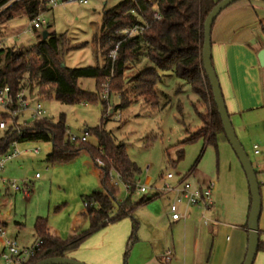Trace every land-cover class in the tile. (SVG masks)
<instances>
[{
    "label": "rangeland",
    "instance_id": "rangeland-1",
    "mask_svg": "<svg viewBox=\"0 0 264 264\" xmlns=\"http://www.w3.org/2000/svg\"><path fill=\"white\" fill-rule=\"evenodd\" d=\"M122 1L124 0H89L87 4L69 1L60 2L55 6L47 5L40 12L43 24L39 29L33 28L32 21L27 16L16 17L6 28L0 27V48L13 49L21 53L35 46L38 43V36L43 37L44 31H48L61 36L65 49L62 59L68 67L103 64L105 56L100 46L103 19L108 10ZM16 2L20 0H10L1 8L0 15ZM21 13L23 12L16 13L15 16ZM6 16V14L0 16V23ZM98 33L100 40L99 43H95L94 37ZM117 46L119 43L115 48ZM115 48L110 52V57ZM145 57L146 53H143L141 60ZM142 69L136 68L130 73L124 70L122 77L113 87L115 91L112 98L113 106L110 103L104 105L102 101L63 104L56 100L54 89L48 86L44 90L37 87L33 89L29 81H26L24 87L31 93L40 94L47 118L57 121L64 115L67 138L71 134L79 136L87 129L92 130L103 125L113 134L116 143H124L127 154L140 168V172L135 176L137 186L143 183L150 187L161 186L163 176L169 172L176 178L188 176L187 179L192 182L199 178L206 179V182L215 179V188L219 190L218 196L226 201L229 213L235 217L234 222H237L235 224H242L237 220L244 215L247 216L251 208L250 187L241 162L230 143L223 140L217 148L206 145L203 138L183 143L189 136L188 129L194 132L202 126L200 115L207 112L206 104L200 101L191 86L173 71H165L156 85L159 104L155 106L147 104L133 92L131 84H128L129 77H133ZM78 85L85 91L98 92L97 80L94 78H80ZM47 90L50 91L48 92L50 95L46 93ZM121 99L128 102L129 106L117 108ZM3 113L5 112L0 107V120H7ZM250 115L253 123L245 126L243 132L235 127L236 123L233 125L256 168L257 159L264 155V142L258 136L259 133H264V111ZM26 119L33 121L29 113L19 117L20 121ZM243 133L248 138L245 141L242 139ZM2 134L1 130L0 135ZM256 141L261 143L260 155L254 154L253 144ZM87 142L98 146V139L93 132L88 136ZM17 147L20 154L6 161L4 169L0 171V221L6 239L16 241L19 249L23 250L31 248L38 240L34 237V223H31L33 215L41 214L43 217L50 215L51 218L64 221L75 209L80 206L86 207L83 201L86 194L101 190L103 186L99 167L88 151H82L71 160L52 163L46 160L47 155L52 152V142L27 141L18 143ZM36 147L40 149L38 154L24 152L26 149ZM182 147L185 149L184 158L174 163L177 160V151ZM37 173L39 177L36 176ZM110 175L113 184L118 187L115 211H118L119 200L124 202L130 197V201L136 204L143 196L153 193L152 189L141 193L136 187L130 196V191L117 173L111 171ZM259 178L261 182V177ZM13 182L21 187H26L27 182L30 189L16 191L10 188V183ZM96 187L99 189H95ZM160 199L164 201L169 198L162 196ZM65 200L70 203L63 208ZM58 207L61 209L57 210ZM145 211L148 210L134 212L135 217L144 222V227L148 226L143 219ZM244 218L247 220V217ZM18 222L22 226H19ZM137 227L139 235V224ZM156 246L158 248V242ZM3 247L5 239L0 240V252Z\"/></svg>",
    "mask_w": 264,
    "mask_h": 264
},
{
    "label": "trees",
    "instance_id": "trees-1",
    "mask_svg": "<svg viewBox=\"0 0 264 264\" xmlns=\"http://www.w3.org/2000/svg\"><path fill=\"white\" fill-rule=\"evenodd\" d=\"M9 1L0 0V10ZM48 1L20 0L8 7L7 11L1 15L6 14L5 20H10L16 13L22 11L30 20H33L48 5ZM219 1H122L105 13L100 29V33L103 34L100 46L105 60L103 64L96 66L68 67L62 59L65 51L62 46V38L55 33H50L47 39L40 36L41 40L35 46L21 53H17L13 49L1 48L0 88L9 85L13 93L16 94L26 86V81H29L33 89L37 87L44 90L46 86L54 89L56 100L63 104L73 105L83 101H102L104 105L110 103L113 106L114 84L122 77L124 70L127 71L137 65L142 54L146 53L152 65L146 66L133 77H129L128 84H131L133 92L139 98H143L147 104L158 105V93L155 88L161 79L160 71H173L176 76L191 86L200 101L207 106V112L200 115L202 126L194 132L188 129L189 136L183 143L203 138L206 145H213L217 148L221 141H228V139L214 101L210 81L203 67L202 54L204 23L210 11ZM156 12L161 15L160 19L155 17ZM137 25L142 26L144 30L129 36V30ZM100 33L95 35V43H99ZM105 35L107 36L105 37ZM118 43V55L113 60L109 54ZM80 78L96 79L98 92L91 93L81 89L78 85ZM107 82H109L110 93L108 99L103 96ZM48 92H50L49 90L46 93L50 95ZM127 106L129 103L121 99L120 104L116 107L125 108ZM3 114L7 118L9 117L8 113ZM32 119L33 121L28 119L20 121L19 117L15 119L20 132L13 124L2 130L0 156L10 150L14 141L18 143L52 142V152L47 155L46 159L52 163L71 160L80 152L88 151L101 170L103 190L83 197L84 202L88 203L87 208L93 226L77 236L67 239L53 237L46 231L47 218L38 217L35 222V235L36 239L42 240V244L26 264H35L49 257L65 256L69 250L80 246L85 239L108 223L129 214L133 207L158 197L156 195L150 198L144 196L136 204H132L129 197L126 201L119 202L117 214L114 215L118 187L113 184L110 172L115 171L118 177L131 187L130 196L136 188L135 176L140 172V168L127 154L125 144L116 143L113 134L107 131L103 125L89 130L90 134L93 132L98 139V146L95 147L89 144L88 140L84 142L71 141L69 137H66L67 126L64 115L57 121L46 116ZM184 155L185 149L182 147L177 151V160L174 163L182 160ZM99 160L103 162V165L99 164ZM1 227L2 223L0 222ZM260 250L264 251V242L261 240L258 251Z\"/></svg>",
    "mask_w": 264,
    "mask_h": 264
},
{
    "label": "crops",
    "instance_id": "crops-1",
    "mask_svg": "<svg viewBox=\"0 0 264 264\" xmlns=\"http://www.w3.org/2000/svg\"><path fill=\"white\" fill-rule=\"evenodd\" d=\"M21 16L27 15L21 13L10 20H4L0 23V27L6 28L11 20ZM40 40L41 37L38 36V42ZM211 49L213 66L231 120L233 119L232 122L236 123L235 127L243 132L245 126L253 123L250 114L264 111V62L260 59V54L264 52V0H241L225 8L213 23ZM144 64L146 66L152 64L147 55L127 72L144 68ZM164 72L160 71L161 77ZM258 136L264 142V133H259ZM242 137L244 141L248 139L244 133ZM255 143L261 144L258 141ZM254 154H256L255 150ZM256 163L255 169L259 181L261 177L264 205V155L257 159ZM99 171L101 173L100 168ZM206 181L199 178L193 182L195 185L204 186L210 180ZM218 191L215 188L214 206L205 212L210 219L208 225L204 223L203 213L198 208H191L186 220L171 221L170 201L169 199L163 201L160 199L162 196H159L133 207L129 214L108 223L85 239L80 246L69 250L65 256L88 264H243L249 243L250 210L247 216L244 215L247 220L243 217L244 219L237 220L242 224H235L237 223L234 222L235 217L229 213L226 201L218 196ZM145 196L150 198L154 194ZM119 202L123 201L119 200ZM69 203L65 200L63 208ZM59 209L61 207L57 208ZM142 209L148 210L143 217L148 225L145 227L144 222L138 220L134 214L135 211ZM262 212L260 240L264 242L263 207ZM116 214L117 211L114 210V215ZM38 217L43 216L35 214L33 221L31 220L34 229ZM45 218H47L46 231L53 237L61 239L77 236L93 226L88 208L82 206L72 211L64 221L51 218L50 215ZM18 225L22 226L19 222ZM34 237L36 238L35 230ZM0 240L4 241V238L0 237ZM167 250L173 251L170 262L164 260ZM254 264H264L263 250L258 251Z\"/></svg>",
    "mask_w": 264,
    "mask_h": 264
},
{
    "label": "built area",
    "instance_id": "built-area-1",
    "mask_svg": "<svg viewBox=\"0 0 264 264\" xmlns=\"http://www.w3.org/2000/svg\"><path fill=\"white\" fill-rule=\"evenodd\" d=\"M77 1L87 4L89 0H49L48 5L55 6L60 2ZM155 17L161 18V15L156 12ZM43 21L41 14L35 16L32 20V26L34 29L42 27ZM144 30L142 26H135L131 28L128 35H134L139 31ZM118 46L112 53V58L117 57ZM109 82L105 83L103 96L109 98ZM0 107L4 112L8 113L9 117L7 120H0V130L6 129L10 124H13L16 129L20 132L17 126L16 118L29 113L32 118H42L46 114V109L42 103V99L38 94L27 91L25 87H22L18 93L14 94L11 87L6 85L0 88ZM90 135L89 129L85 130L81 135L76 136L71 134L69 138L71 141H87ZM18 142L14 141L11 145L10 150L0 156V171L4 169L5 162L11 158L17 157L20 151L17 147ZM255 153H260V145L255 143L253 145ZM24 152L39 153L38 147L34 149H26ZM100 165H103L101 160L98 161ZM149 170V166L146 167V171ZM39 177V174L36 175ZM120 178V177H119ZM163 184L161 186H148L143 183L138 187L141 193H146L149 189L153 190V194L156 196H167L170 199L169 212L170 220L173 222L186 220L188 217L189 210L191 208H198L203 213V221L206 225L210 224V219L205 215V212L211 209L214 204V190H215V179L210 180L206 185H195L194 182L189 181L186 176L176 178L171 172L165 174L162 178ZM117 185V183H116ZM126 185V184H125ZM26 187H21L16 182L10 183V187L16 191L29 190V184L25 182ZM130 191L131 187L126 185ZM88 203L85 202L87 207ZM0 236L5 239V247L0 252V264H26L27 261L35 255L36 251L40 248L42 240L38 239L37 242L31 248H25L20 250L17 242L10 239H6L5 231L0 228ZM173 255L172 250H167L164 255V260L170 262Z\"/></svg>",
    "mask_w": 264,
    "mask_h": 264
},
{
    "label": "water",
    "instance_id": "water-1",
    "mask_svg": "<svg viewBox=\"0 0 264 264\" xmlns=\"http://www.w3.org/2000/svg\"><path fill=\"white\" fill-rule=\"evenodd\" d=\"M241 0H220L208 14L204 23V44H203V67L205 73L210 81L214 101L217 106L219 115L222 120L225 135L232 149L236 153L241 165L245 171L251 195V208L248 217V231L249 243L246 258L243 264H254L260 245V218L262 213V193L261 184L258 179L257 171L246 152L242 142L240 141L230 114L228 112L226 102L221 89L220 81L212 62V49H211V32L212 26L218 15L228 6ZM49 36L48 31H44L43 38L47 39ZM260 59L264 62V52L260 54ZM113 103V99H112ZM35 264H88L83 261L74 259L68 256L49 257L38 261Z\"/></svg>",
    "mask_w": 264,
    "mask_h": 264
}]
</instances>
